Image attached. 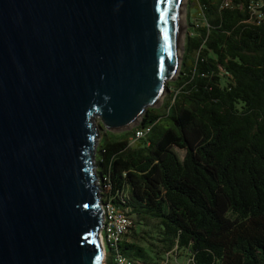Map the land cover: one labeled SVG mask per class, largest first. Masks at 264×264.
<instances>
[{
    "label": "water",
    "instance_id": "95a60500",
    "mask_svg": "<svg viewBox=\"0 0 264 264\" xmlns=\"http://www.w3.org/2000/svg\"><path fill=\"white\" fill-rule=\"evenodd\" d=\"M178 10L0 0V264H106L95 145L162 101Z\"/></svg>",
    "mask_w": 264,
    "mask_h": 264
},
{
    "label": "trees",
    "instance_id": "16d2710c",
    "mask_svg": "<svg viewBox=\"0 0 264 264\" xmlns=\"http://www.w3.org/2000/svg\"><path fill=\"white\" fill-rule=\"evenodd\" d=\"M193 1L202 21L161 105L129 130L100 133L101 202L131 216L115 248L141 264H179L168 257L178 249L181 264H264V0ZM163 115L170 124L157 132ZM136 225L156 231L155 258L131 239Z\"/></svg>",
    "mask_w": 264,
    "mask_h": 264
},
{
    "label": "built area",
    "instance_id": "2783aa9c",
    "mask_svg": "<svg viewBox=\"0 0 264 264\" xmlns=\"http://www.w3.org/2000/svg\"><path fill=\"white\" fill-rule=\"evenodd\" d=\"M149 129L150 127L148 126L135 130L134 135L130 137V143H133L135 139L144 136ZM100 208L102 222L99 231V238L104 251V257H106L107 245L114 247V253L112 254L113 264H141L136 259L122 254L115 248L116 244L125 237V234L132 225V218L127 214V210L118 207L111 201L101 202ZM165 263L166 262L163 261V264Z\"/></svg>",
    "mask_w": 264,
    "mask_h": 264
},
{
    "label": "rangeland",
    "instance_id": "374dc122",
    "mask_svg": "<svg viewBox=\"0 0 264 264\" xmlns=\"http://www.w3.org/2000/svg\"><path fill=\"white\" fill-rule=\"evenodd\" d=\"M183 1L180 0V2L184 3L183 4V6H184V24H182L183 26H181L180 29L183 31V42H184L185 35L188 32V29H189V32L191 33L190 28L192 27V25L200 23L202 21V19H201V14L199 13V10L197 9V6L193 0L192 1L191 0H183ZM167 89H169V88L165 87V91L163 92V96H162V101H163L164 96L167 94ZM162 101L158 102V106L161 105ZM95 124H97V121L95 122ZM169 124H170V119L167 118L166 115H163L161 117V120L158 122L155 130L157 132H159V131L163 130L164 128H166L167 126H169ZM135 125L136 124L133 123L128 128H125L123 130H118V131H115L113 133H121L125 130L131 129ZM104 129H105L104 126L101 127L99 132L102 133L104 131ZM109 132H111V131H109ZM98 141H99V138H98L97 143L95 145L96 148L98 145ZM176 150H177L179 156H181L183 154V152L181 150H179V149H176ZM144 229H146L149 232L148 235H146ZM133 231H135V234H134L135 237L133 236V237H131V239H133V241L135 243H137L138 245L142 246L150 254L151 257L155 258L156 256L154 254V250L157 251L158 246H152L151 244L152 243L157 244V241L154 239L157 236L156 231L154 229L150 228V226L149 227H143L141 225H136ZM106 251L110 256V250L108 249L107 245H106ZM168 257H169L170 262H172V263L176 262V263L181 264V263H184L187 261L188 253L186 251L178 249V250H173L172 253H169ZM161 264H163V262H161Z\"/></svg>",
    "mask_w": 264,
    "mask_h": 264
},
{
    "label": "bare ground",
    "instance_id": "6f19581e",
    "mask_svg": "<svg viewBox=\"0 0 264 264\" xmlns=\"http://www.w3.org/2000/svg\"><path fill=\"white\" fill-rule=\"evenodd\" d=\"M181 1H183V0H181ZM183 2H180V0H179L177 34H176V65H175V73H177L179 71V63H180L181 56H182L183 31L180 28H181V26H183L182 24H184V6H183L184 3ZM160 98H161V96H160Z\"/></svg>",
    "mask_w": 264,
    "mask_h": 264
}]
</instances>
